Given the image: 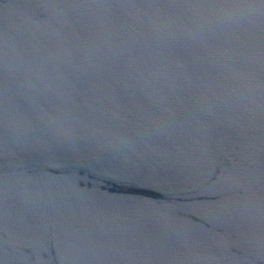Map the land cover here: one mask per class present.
I'll use <instances>...</instances> for the list:
<instances>
[{
	"label": "water",
	"instance_id": "95a60500",
	"mask_svg": "<svg viewBox=\"0 0 264 264\" xmlns=\"http://www.w3.org/2000/svg\"><path fill=\"white\" fill-rule=\"evenodd\" d=\"M0 264H264V0H0Z\"/></svg>",
	"mask_w": 264,
	"mask_h": 264
}]
</instances>
